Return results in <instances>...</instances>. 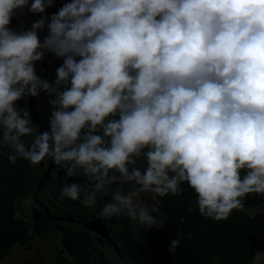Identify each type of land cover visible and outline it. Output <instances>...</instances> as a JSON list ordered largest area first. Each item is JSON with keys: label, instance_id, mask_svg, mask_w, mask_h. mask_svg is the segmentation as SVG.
Returning a JSON list of instances; mask_svg holds the SVG:
<instances>
[{"label": "clouds", "instance_id": "9594fccd", "mask_svg": "<svg viewBox=\"0 0 264 264\" xmlns=\"http://www.w3.org/2000/svg\"><path fill=\"white\" fill-rule=\"evenodd\" d=\"M53 3L0 0V147L13 149L10 163L50 158L90 184H65L60 200L90 208L110 197L97 218L126 212L147 229L165 220L134 202L141 193L175 196L187 183L214 221L264 195V0H70L44 15ZM25 8L39 19L13 30ZM49 54L63 61L51 82L36 71ZM41 93L51 106L42 133L17 106Z\"/></svg>", "mask_w": 264, "mask_h": 264}, {"label": "trees", "instance_id": "16d2710c", "mask_svg": "<svg viewBox=\"0 0 264 264\" xmlns=\"http://www.w3.org/2000/svg\"><path fill=\"white\" fill-rule=\"evenodd\" d=\"M14 154L11 147H0V261L28 242L29 226L24 215H17V202L35 194L40 197V176L26 160L10 163L8 157ZM181 187L183 192L175 196L155 195L159 205L152 215L165 220L162 228L137 229L126 212L120 215L119 237L133 264H252L256 253H264V210L251 211L264 204V195L249 194L241 209L233 210L226 220L214 221L199 214L194 190L187 183ZM175 239L181 245L172 254L169 247ZM58 259L59 264H74L66 256Z\"/></svg>", "mask_w": 264, "mask_h": 264}, {"label": "flooded vegetation", "instance_id": "af4514ba", "mask_svg": "<svg viewBox=\"0 0 264 264\" xmlns=\"http://www.w3.org/2000/svg\"><path fill=\"white\" fill-rule=\"evenodd\" d=\"M31 2L32 0H29V6ZM68 2L70 0H54L53 7L46 9L44 15L50 16ZM17 13L25 14L28 17L27 24L29 26L24 24L21 30H27L33 21L39 19L38 14H32L27 8ZM46 34L47 29L40 33V39L43 40ZM62 62V59L49 54L43 61L37 62V74L51 82L55 79L56 69ZM49 99L47 94L41 93L39 97H28L17 102L18 107H25L29 111L32 122L37 126L40 133L49 129L51 112ZM23 139L27 143L31 138L25 137ZM35 167L36 173L40 176L38 188L40 197L37 198L36 194L34 195L36 201L31 214L27 213L29 210L27 208L24 211L26 214L23 213L29 226L28 240L34 231L39 233L54 227L62 233V251L66 252L67 257L74 264H133L125 256L120 237L113 231L116 229V224L120 223L119 218L101 220L97 218L100 209L93 206L87 208L79 202L69 199L60 200V190L67 183L76 182L84 187L83 189H88L90 184L86 177L67 178L65 171L57 167L50 158H45ZM46 173L47 175L44 177ZM114 186H112V190ZM97 199L102 202H109L111 198L98 196ZM152 200L156 202L157 206L159 205L156 197ZM27 216H31V218L27 220ZM30 243L28 241L29 245ZM55 247L57 248V245ZM56 252V255L61 254L59 250Z\"/></svg>", "mask_w": 264, "mask_h": 264}, {"label": "rangeland", "instance_id": "374dc122", "mask_svg": "<svg viewBox=\"0 0 264 264\" xmlns=\"http://www.w3.org/2000/svg\"><path fill=\"white\" fill-rule=\"evenodd\" d=\"M53 7V6H52ZM28 17L24 14L17 13L14 15L12 21L14 23L13 30L20 31L22 28V25H27V19ZM33 166V165H32ZM33 169H36L35 166H33ZM117 187H120L119 185H115V190ZM123 188L125 189V194L127 192L132 190V186L125 184L123 185ZM155 196L153 193H141L139 196L133 197L134 202L137 204H147L150 209L157 208L156 202L152 200V198ZM36 198L33 197H27V200L20 199L17 202V215L22 216L23 213L26 214L24 211L29 209L27 213L31 214L32 207L35 205ZM107 202H102L97 199V202L93 207L96 209H101L102 206ZM159 203V202H158ZM50 205V203H49ZM257 209H263L264 210V204L251 209V211H255ZM152 214V212L150 213ZM24 217V216H23ZM31 216H27V220L30 219ZM135 228L143 227L138 221L135 222L134 225ZM121 228V223L116 224V229H114V233L118 234ZM60 237V241H59ZM62 233L59 229L56 228H48L45 231H41L39 233H36L35 231L30 237V245L28 242L24 246H16L13 248L8 256L0 261V264H10L12 261L16 264H59V256H66V252L62 251ZM59 241V242H58ZM57 245V248L55 247ZM61 251V254L56 255V251ZM64 253V254H63ZM56 255V256H55ZM252 264H264V253L258 252L254 255V257L251 259Z\"/></svg>", "mask_w": 264, "mask_h": 264}, {"label": "water", "instance_id": "95a60500", "mask_svg": "<svg viewBox=\"0 0 264 264\" xmlns=\"http://www.w3.org/2000/svg\"><path fill=\"white\" fill-rule=\"evenodd\" d=\"M47 175V173L46 174H44V177ZM43 180V179H42ZM42 182V181H41Z\"/></svg>", "mask_w": 264, "mask_h": 264}]
</instances>
